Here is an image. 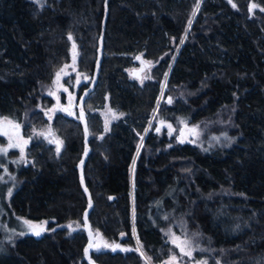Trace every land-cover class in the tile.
Returning <instances> with one entry per match:
<instances>
[{
	"label": "trees",
	"instance_id": "16d2710c",
	"mask_svg": "<svg viewBox=\"0 0 264 264\" xmlns=\"http://www.w3.org/2000/svg\"><path fill=\"white\" fill-rule=\"evenodd\" d=\"M262 8L264 0H0V117L31 140L29 164L7 165V212L49 222L39 236L0 233V264H165L171 255L188 264L170 233L208 264H264ZM73 42L93 80L79 88L77 115L50 123L48 93ZM142 61L152 68L139 83L130 71ZM107 104L121 115L109 131ZM154 115L199 124L201 137L181 144L157 131ZM49 125L59 152L38 132ZM85 189L92 229L124 250L86 255L85 229L68 237L61 227L84 225Z\"/></svg>",
	"mask_w": 264,
	"mask_h": 264
},
{
	"label": "rangeland",
	"instance_id": "374dc122",
	"mask_svg": "<svg viewBox=\"0 0 264 264\" xmlns=\"http://www.w3.org/2000/svg\"><path fill=\"white\" fill-rule=\"evenodd\" d=\"M35 1L39 5H45L47 2V0H35ZM73 44L75 43L73 42L72 47H71V61L61 68V69H64L63 72H61V69L58 71L60 72V79L59 81H57V78L55 76L53 86L51 90H49V92L54 93V95H50L54 99V105L51 108L45 110V115L48 117L50 123L53 121L57 113L65 111L61 109H67L66 112L68 114L71 113L70 116L72 117L76 116L78 113L77 105L79 101V88L82 85L90 84L93 80L92 76H90L89 74L85 72H81L79 70V66H78L79 52H78V48L76 44H75V49H73ZM151 68H152V65L149 66L142 61L140 64L136 65L135 67L131 69L130 71L131 78L134 80H138L139 83H143L148 79V78L145 79L144 77L145 76L149 77ZM65 73H67V75H65ZM64 89H67V91H64ZM109 109L111 111H109ZM101 115L104 120L105 131H109L112 124L121 117V115H119L115 110H113L109 106V104H107L106 107L101 111ZM3 118H7V117H0V120H3ZM7 119L14 121L10 118H7ZM150 122L157 124L156 128L158 125H160L159 131L164 130L169 137H172L173 135H175L177 138V142H180L181 144H186V143L195 144L200 139L201 134H202V131H201L202 128L200 127L199 124L190 125L184 119H180L179 122H177V124L173 125L163 120H156L155 115H154L151 118ZM193 128H195V132L191 131ZM49 130H51V134H49ZM38 132L40 134L43 133L44 139L46 140L48 144L53 145L57 148L58 146L57 141H61V140L57 137L51 125H49L48 128L42 129L41 131H38ZM19 135L23 137L24 140H28L27 144H23V141L18 140L15 136H13V139H12L13 143H20L23 146L24 148L23 159H21V152L19 148H9L7 154H0V177H2V179H0V222L2 221V219L4 222L3 224L0 223V233L9 232L13 234L15 232H21L24 234L37 236L32 231L29 230L28 226L24 223L25 221L24 219H18V221L15 222L14 219L8 216V212H7V206L11 200L12 187L14 185L12 182V179H10V176H9L10 174L8 172L7 165H9L10 162H13L16 164L17 161H20V163H23L25 165L29 164V160L27 159V148L30 146L31 140L23 135L21 126L19 129ZM8 143H9V137L0 135V148H6L8 146ZM59 147L61 149L62 143L59 145ZM13 151H16V155L12 154ZM139 152H140V149L138 150L137 153ZM133 171H134V167L132 166L131 172L133 173ZM10 191H11V195H9ZM30 222L33 225L42 226L44 228V231H42L40 235L49 231L48 221H47L48 222L47 224H42L43 221H40V222L30 221ZM10 225H11V228H10ZM68 225H71L72 227L69 228ZM61 227L66 229L68 237H73L78 232L83 231L84 225L80 221H70L68 223H65ZM55 229L57 228H54V230ZM36 230H40L39 227ZM93 232H94L95 239L92 242V244L96 245L97 247L90 248V251L91 252L92 251L93 252L109 251L111 247L104 246L105 239H103V237L99 234L97 230L93 229ZM176 238H179V239H176ZM169 242H171L175 246L179 245L177 246V248L179 249L182 255H185V254L181 252V247H183L185 251H191V256L185 255L189 259L188 264H200V262H206V264H208L207 261L195 259L194 249L188 240L170 233ZM173 256L176 257L174 264H184L181 262L180 258L176 255H171L166 261H170V258ZM82 261L83 260H80L76 264H82ZM147 264H152V263L149 260H147Z\"/></svg>",
	"mask_w": 264,
	"mask_h": 264
},
{
	"label": "snow or ice",
	"instance_id": "6c2138e0",
	"mask_svg": "<svg viewBox=\"0 0 264 264\" xmlns=\"http://www.w3.org/2000/svg\"><path fill=\"white\" fill-rule=\"evenodd\" d=\"M229 2L231 3L232 0H229ZM232 6L236 7L235 4H233ZM255 7H257V5L253 4L250 6L249 10L251 11L252 8H255ZM198 9H199V3H197V5H196V9L193 12V16H195V12ZM261 11H264V8H262ZM190 24H191V20L189 21V25ZM71 39H72V36L69 35V40H71ZM181 43H183V40L181 41ZM73 49H75V44H73ZM136 59L140 60L141 57L137 56ZM144 63H146L149 66L151 65L150 61H145ZM65 67H67V66H65ZM63 71H64V69H61V72H63ZM65 75H67V73H65ZM165 75H167V74H165ZM56 78H57V81H59L60 72H57ZM144 78L147 79L150 77L145 76ZM64 91H67V89H64ZM49 95H54V93L49 92ZM170 102H171V99H169V103ZM61 110L66 111L67 109H61ZM109 111H111V110L109 109ZM69 114H71V113H69ZM83 117H84V112H83V109H81L80 118L83 119ZM19 129H20V125L15 123L14 121L8 120L7 118H3V120H0V135H4V136L9 137L8 146L6 148H0V154H7L9 148H19L20 152H21V159H23V154H24L23 146L20 143H13L12 142L13 136H15L18 140H22L23 144L28 143V140H24L23 137H21L19 135ZM85 131L87 132V127H85ZM157 131H159V129H157ZM191 131L195 132V128H193ZM49 134H51V130H49ZM41 135H43V133H41ZM181 142H183V141H181ZM61 143H62L61 141H57V145H58L57 146V152L60 151L59 145ZM134 165H135V161H133V167H134ZM0 179H2V177H0ZM82 182H83V179H82ZM85 191H87V189H85ZM9 195H11V191L9 192ZM89 207H91V200H89ZM86 216H87V214H85V222H86ZM24 223L28 226L29 230L32 231L37 236H39L41 234V232L44 231V228L42 226L33 225L30 221L25 220ZM47 223H48L47 221L42 222V224H47ZM38 227L40 230H36ZM68 227L71 228L72 226L68 225ZM21 235H24V233H21ZM121 235H123V234H121ZM176 239H179V238H176ZM174 243H175V241H174ZM104 246L105 247H112L113 250H115V248L119 247V245L115 244L114 242H113V244H108V242H106V241L104 242ZM177 246H179V245H177ZM92 247H97V246L90 243L89 248H92ZM137 251H139V249H137ZM181 252L185 255L191 256V251H185V249L183 247H181ZM87 253H88V248L85 249V254L87 255ZM175 260H176V257L173 256L170 258V261H166L165 264H174ZM200 264H206V262H200Z\"/></svg>",
	"mask_w": 264,
	"mask_h": 264
},
{
	"label": "water",
	"instance_id": "95a60500",
	"mask_svg": "<svg viewBox=\"0 0 264 264\" xmlns=\"http://www.w3.org/2000/svg\"><path fill=\"white\" fill-rule=\"evenodd\" d=\"M98 73H99V71L95 75V80H97ZM94 86H95V83H94L93 87ZM93 87H92V89H93ZM83 121H85V118L84 117H83ZM87 136L89 137V133L88 132H87ZM90 152H91V148L90 147H87L85 153L83 154V159L79 163V167H81L82 164L86 162L88 156L90 155ZM80 171L82 173V170H80ZM86 192L88 194L89 200H91V207H89V204H88V207H87L86 211L84 212L83 221H84V229H85L87 235L89 236L88 252H90L89 244L92 243L94 241V239H95L94 232H93V229L91 227L90 220H89V214H90V212L93 209V200L91 199L88 190ZM89 200H88V203H89ZM85 214H87V216H86V222H85ZM112 250H113V248H112ZM116 250H124V248L119 245V247L115 248V250H113V251H116ZM93 264H96V263H93Z\"/></svg>",
	"mask_w": 264,
	"mask_h": 264
},
{
	"label": "flooded vegetation",
	"instance_id": "af4514ba",
	"mask_svg": "<svg viewBox=\"0 0 264 264\" xmlns=\"http://www.w3.org/2000/svg\"><path fill=\"white\" fill-rule=\"evenodd\" d=\"M91 253V251L90 252H88V254H90Z\"/></svg>",
	"mask_w": 264,
	"mask_h": 264
}]
</instances>
